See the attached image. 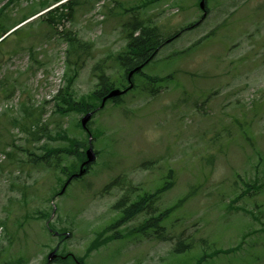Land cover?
I'll return each mask as SVG.
<instances>
[{
    "label": "rangeland",
    "instance_id": "374dc122",
    "mask_svg": "<svg viewBox=\"0 0 264 264\" xmlns=\"http://www.w3.org/2000/svg\"><path fill=\"white\" fill-rule=\"evenodd\" d=\"M63 1L0 0V20L10 28ZM141 1L81 0L54 28L46 13L21 23L0 46V264H45L57 245L84 264H197L205 255L202 264H264V0H208L207 15L199 0H148L144 7ZM134 4L140 8H120ZM136 16L165 33L180 31L144 68L164 81L152 94L139 88L138 77L123 104L109 102L94 114L89 129L97 158L55 197L66 177L55 156L49 169L44 161L28 163L32 156L12 145L39 155L46 151L38 146L87 139L86 152L82 114H63L56 105L67 83V34L93 45L72 87L79 99L96 89L97 64L109 74L120 71L114 55L127 45L125 24ZM24 105L40 113L28 116ZM39 114L50 138L26 139L10 124L13 117L34 121ZM5 126L11 133L1 135ZM60 157L62 165L78 158ZM169 181L153 207L157 214L169 210L168 240L138 232L145 214L109 229L122 198L132 203ZM247 182L257 186L238 198ZM115 233L120 238H110Z\"/></svg>",
    "mask_w": 264,
    "mask_h": 264
},
{
    "label": "trees",
    "instance_id": "16d2710c",
    "mask_svg": "<svg viewBox=\"0 0 264 264\" xmlns=\"http://www.w3.org/2000/svg\"><path fill=\"white\" fill-rule=\"evenodd\" d=\"M80 0H75L71 2L65 11V9H58L56 11H53L50 13L52 16V20H49L51 23V27H55V25L59 24L62 20L68 18L71 16L74 11H75V5L79 3ZM148 0H142L141 4L142 7H144ZM152 1V0H150ZM200 1V0H199ZM139 4V3H138ZM120 8L124 12H129L130 10L134 11L139 9L140 7L137 6V4H134L132 6L126 7V5L120 6ZM4 8L0 9V15L2 14ZM114 7L111 8V12L114 11ZM134 18V17H133ZM143 18L136 16L134 20L128 21L125 26H127L126 32H125V37L127 38L128 42L125 48L116 53L114 55L115 62L117 65H119L120 69L125 72V76L130 71L131 69H134L137 66L144 65L147 66L150 64L154 58L157 55L158 50L160 47L164 46L166 41L168 39H174L176 38V35L178 32L167 35L165 34V29L162 26L159 25H152L151 23H145ZM55 24L52 25L54 22ZM11 29L7 24H5L3 21L0 20V37L3 35H6ZM9 37L6 36L1 42L0 46L2 43ZM67 43H68V50H67V56H66V67H67V72L65 74V80H67V83L69 84L65 89H60L58 94L56 95V100H57V108L60 109V112L68 113L69 109L72 110H77V111H84V110H89V109H94L96 108V104L94 102H89L84 96H80L79 99H76L74 96V92L71 89L72 85L74 84L75 80L77 79L83 65L85 64V61L88 59V56L92 52V43L90 42H84L81 41L76 35H70L67 34ZM94 70L97 72L96 75L98 77V89L93 92V96L95 101L98 100L104 95L108 93V91L116 86H119L120 79L122 76L121 74L118 73H108L109 69L105 67L103 63H99L95 66ZM138 74L145 78L147 81H151V89L149 93H155L156 92V85L158 82L162 83L164 81L163 78H158L155 76H148L147 74H144L142 71H138ZM137 74V75H138ZM120 75V76H119ZM168 79V78H167ZM148 86V85H147ZM149 87V86H148ZM60 102L63 103V105L60 104ZM113 104L116 106H119L123 104L124 102V97H117L113 99ZM22 110L27 113L29 116L33 112H37V109L34 107H30L27 105H24ZM27 116V117H28ZM11 125L21 129L23 132L27 133L30 138L26 139H35L39 140L42 139L44 136H47L50 138V135L45 131L46 127L43 123H41L40 118H36L34 121H29L27 120L26 116L24 118H18V117H13L11 120ZM79 124V123H78ZM1 135L7 131L8 133H11L8 129L7 126L2 128ZM63 138H67V133L65 132L62 136ZM12 139H14L12 137ZM13 147H17V149L24 150L27 153L30 154L28 163H34L38 164L44 161V164H41V166H45L46 162L48 163V168L50 169L52 167V164L50 162V156H55L56 160V168H59L62 174H64L66 177L70 176L71 174L77 172L78 165L85 159V153L83 152L84 148L86 147V143H84L83 140H80V142L76 141L75 139H71L70 143L68 146L65 147H52L48 146L46 144L38 146L40 150H45V154H39L37 155L35 152H32L30 148H23L20 146H17L13 143ZM61 153H69L72 155H77V161L72 162L70 165H62V158L60 157ZM6 154L10 157H13L12 153L6 152ZM172 175V172L170 173ZM64 180L61 182L63 184ZM169 184V185H168ZM170 184L166 183L161 189H159L156 192V195L160 194L162 191H166L170 188ZM256 182L253 183H245L246 189L239 195L238 198L243 197L246 195L245 193H250L251 191L254 190V187L257 186ZM263 185H261L262 187ZM197 188L193 189L196 190ZM196 193L194 192L193 195ZM149 196H140L138 199H140V204L138 206L135 204L133 207L125 208V219L134 217L137 213L136 212H141L144 210L143 204H145L147 201H150V207L153 206V202L155 199V194H148ZM192 195V194H191ZM192 195V196H193ZM191 197V196H188ZM186 197V198H188ZM169 210H167L164 213L157 214L156 212L151 211L150 218H147L144 222V226H149L152 228H155L158 231H160L163 235V232H165L164 226H162V223L166 219L168 215ZM254 218H257L255 215H253ZM143 226V229H147L146 227ZM141 228V230H143ZM164 236V235H163ZM159 238L162 239H168V237H161ZM179 245H182V242L179 243ZM194 244L192 245H187L184 248H192ZM184 250V249H182ZM182 250H179L178 252H181ZM207 255L203 257L205 259ZM202 259V260H203ZM202 260H200L197 264H202ZM9 264V263H8Z\"/></svg>",
    "mask_w": 264,
    "mask_h": 264
},
{
    "label": "water",
    "instance_id": "95a60500",
    "mask_svg": "<svg viewBox=\"0 0 264 264\" xmlns=\"http://www.w3.org/2000/svg\"><path fill=\"white\" fill-rule=\"evenodd\" d=\"M205 4H206V0H202L201 1V4H200V6H201V8H205ZM135 70H137V69H135ZM135 70H133V71H131L130 73H129V77H131L132 75H133V73L135 72ZM121 94V92H120V90H113V91H111L105 98H104V100H103V104L105 103V101L107 100V98H111V97H115V96H118V95H120ZM91 113H88L83 119H82V124H83V126L85 127L86 126V123L88 122V120L91 118ZM87 154H88V159L82 164V168L85 166V165H87V164H89L90 162H92L94 159H95V157H96V155H95V153H94V151H93V149L92 148H90L88 151H87ZM83 173V170L81 169V171L79 172V174H77V176H79V175H81ZM54 255H55V252H53V253H51L50 254V256H49V259H52L53 257H54Z\"/></svg>",
    "mask_w": 264,
    "mask_h": 264
},
{
    "label": "flooded vegetation",
    "instance_id": "af4514ba",
    "mask_svg": "<svg viewBox=\"0 0 264 264\" xmlns=\"http://www.w3.org/2000/svg\"><path fill=\"white\" fill-rule=\"evenodd\" d=\"M122 199H124V198H122ZM131 204L130 203H127V206H130Z\"/></svg>",
    "mask_w": 264,
    "mask_h": 264
}]
</instances>
